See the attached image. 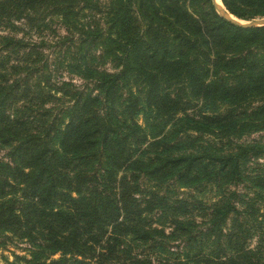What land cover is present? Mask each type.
I'll use <instances>...</instances> for the list:
<instances>
[{"label": "trees", "instance_id": "obj_1", "mask_svg": "<svg viewBox=\"0 0 264 264\" xmlns=\"http://www.w3.org/2000/svg\"><path fill=\"white\" fill-rule=\"evenodd\" d=\"M219 1L264 16V0ZM213 9L0 0V245L25 242L24 264H264L262 234L249 247L252 227L230 219L264 188V144L220 139L264 131V25ZM52 14L73 32L48 58L21 28ZM197 100L225 106L187 114Z\"/></svg>", "mask_w": 264, "mask_h": 264}, {"label": "rangeland", "instance_id": "obj_2", "mask_svg": "<svg viewBox=\"0 0 264 264\" xmlns=\"http://www.w3.org/2000/svg\"><path fill=\"white\" fill-rule=\"evenodd\" d=\"M107 1L108 0H100L102 4L104 3V6L107 3ZM138 1L139 0H133V4H136V2ZM209 2L211 4V0H209ZM184 3L187 4V0H184ZM46 11H50V9ZM94 18H95L94 20H96L99 17L98 15H95ZM256 18H260V17H255L253 19H256ZM82 20L83 22L86 21L85 18H83ZM21 30H22L21 31L22 35L24 37L29 38L33 41L43 40L45 42V46L43 47V49H44V53L47 54L48 58H52V56H56L58 47L62 46L59 38L67 35L68 32H71V31L73 32L72 26L68 22L62 21L58 14L49 15L45 20H43L42 25H40L37 29L27 30L26 28L25 29L21 28ZM20 34L21 33H17L16 36H20ZM103 67L106 70H109V71L112 70L108 63H105ZM52 78L56 80L57 79L59 80L68 79L71 82H73L75 85H80L82 83V80L79 79L77 76H75L74 74H70L68 73L67 70L61 69V68H57V70L55 71V76L52 75ZM248 101L254 105L259 101V97L257 96L255 98L254 97L247 98L245 99L244 103H247ZM218 103L219 102H214L209 105H206L205 101H203L202 103L200 100H197L195 104L193 102L194 106L191 107L190 110L187 111L188 112L187 114L197 115V112L199 111L203 112L204 114H209L213 106H215ZM224 106L225 104L223 103L218 104L219 108H223ZM262 116H264V114ZM136 120L138 124L144 125L143 123L144 120L141 115H138ZM214 136L217 138L220 137L217 134V132L214 133ZM220 139H221V142H224L227 140L228 142L229 141L244 142V143L260 142L264 144V131L263 130L252 131L249 133L243 132L241 135H237L235 133L228 138L222 137ZM228 142H225V143H228ZM223 148H225V146H223ZM3 153L4 151L0 150V156H3ZM259 161L264 163V155L262 158H260ZM231 187L232 186H228V189H230ZM237 190H239V192H244V190L241 189L240 186L237 187ZM181 193H184V192H181ZM203 194L207 198V199L205 198V201L207 203L209 202V199H213L215 197L211 191L204 192ZM253 194L254 196H259V197H256L257 198L256 203H252V204L250 202L248 203L249 197H252ZM242 198L243 200H246L244 201L246 203L237 207L239 212L236 214H233L230 217V219H234V224H238L240 223L241 219H244L246 221V226H248L249 228L250 226L252 227L250 232H251V235L252 234L253 235L251 236V238H249V242H248L249 247H252L255 245V240H257L256 238L260 234L262 235L258 239L261 241L263 240V243H264V188L262 190L257 188L254 190L252 194L242 196ZM253 219L255 220L252 222ZM4 243H5L4 245H0V264H24L23 259L29 258V256L27 255V252L24 250L27 247V244L25 242L10 239V240H5ZM14 254L17 255L18 258H15Z\"/></svg>", "mask_w": 264, "mask_h": 264}, {"label": "water", "instance_id": "obj_3", "mask_svg": "<svg viewBox=\"0 0 264 264\" xmlns=\"http://www.w3.org/2000/svg\"><path fill=\"white\" fill-rule=\"evenodd\" d=\"M211 4L215 10V12L224 20H226L227 22L238 26V27H242V28H246V27H257V26H262L264 25V16L260 17V18H256V19H252L249 21H241L238 20L234 17H232L231 15L227 14L223 8L222 5L219 2H216V0H211Z\"/></svg>", "mask_w": 264, "mask_h": 264}, {"label": "bare ground", "instance_id": "obj_4", "mask_svg": "<svg viewBox=\"0 0 264 264\" xmlns=\"http://www.w3.org/2000/svg\"><path fill=\"white\" fill-rule=\"evenodd\" d=\"M216 2H219V0H216Z\"/></svg>", "mask_w": 264, "mask_h": 264}]
</instances>
